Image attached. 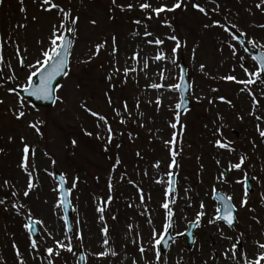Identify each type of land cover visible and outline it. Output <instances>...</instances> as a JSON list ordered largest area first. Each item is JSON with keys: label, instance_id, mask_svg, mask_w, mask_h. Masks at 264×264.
<instances>
[{"label": "rangeland", "instance_id": "374dc122", "mask_svg": "<svg viewBox=\"0 0 264 264\" xmlns=\"http://www.w3.org/2000/svg\"><path fill=\"white\" fill-rule=\"evenodd\" d=\"M57 2L70 8L73 16H79L78 31L73 37L70 75L60 83L65 87L58 93L66 102L32 110L24 120L17 121L9 111L16 96L7 92L13 82L8 81L0 87V99L4 100L0 104V149L4 150L0 152V199L5 200L0 204V264H20L21 259L24 264H49L50 261L52 264H78L79 251L86 254L87 264H202L203 261L215 264V254L219 256V264H229L223 257L227 241L222 239L218 228L231 236L244 232V251L253 258L258 251L255 241L264 242V137L257 131V124L264 128V122L256 118L264 115V87L260 80L247 86L260 101L254 108L249 92L241 91L245 85L224 77L234 75L237 80L249 79L241 67L242 59L247 62L243 65L249 71L257 67L245 49L249 46L264 50V27H261L264 25V7H257L261 0H183L186 7L182 5L159 17L151 9H141L140 3L148 2L155 8L161 4L171 6L176 0H116L115 5L112 0ZM197 2L208 10L207 14L193 7ZM129 4L134 7L129 9ZM39 5L40 0H23V4L20 0H3L0 5V33L5 40L6 61L0 83L10 74L8 62L19 77L15 83L25 82L29 70L20 67L15 42L20 43V54L26 58V63H34L40 57L41 49L47 47L51 26L59 23L60 14L55 10L44 12ZM22 7L27 9L26 13L21 11ZM93 19L96 24L91 23ZM137 20L141 23L137 24ZM216 20L221 24L237 25V34L246 37V47L240 46L224 28L214 24ZM18 24L26 27L19 28ZM146 30L164 43L148 44L147 40L153 37H146ZM113 35L117 38L115 46L118 50L115 52ZM172 35H176L181 43L175 63L172 49L176 41L168 39ZM251 40H255L256 45H252ZM104 41L107 44L95 54L96 44ZM229 41L236 45L235 55ZM136 51H140L139 63L132 59ZM158 52H166L169 58L155 60ZM181 57L187 65L192 86L189 95L192 107L185 114L178 112V88L150 87L154 83L179 84ZM201 64L205 65L203 71ZM116 67L120 69L118 72L114 71ZM125 67L136 70L130 71L125 78ZM221 96L226 100H220ZM82 101L108 117L114 130L111 144L104 136L105 127H97V119L81 107ZM177 113L179 123L176 122ZM34 117L46 122L42 128L43 137L27 127ZM122 119L124 123H121ZM173 123H177L176 128L171 127ZM218 128L222 129L224 138L233 142L235 152L215 145L214 141L221 138ZM85 131L93 135L87 136ZM97 133L103 138H97ZM174 133L178 166L169 168L173 145L166 141L172 140ZM21 135L34 144L36 157L33 162L39 170L34 173L36 187L28 197L23 196L28 177L18 167L23 146ZM10 136L15 139L9 140ZM73 139L77 141L75 145L71 143ZM45 150L55 157V165L44 154ZM240 156L245 157L243 168L229 170L230 163L238 162ZM158 162L159 167H156ZM170 171L177 176V188L172 196L175 203L170 205L175 212L173 233L184 232L188 223L196 221L201 201L206 205V215L196 229L192 250L182 239L162 256L153 242V231L164 235L166 210L162 203L168 199L165 193ZM222 171L228 172L226 179L221 177ZM54 172L66 173L67 187L71 189L70 235L66 232L61 207L56 206L59 195L53 191L57 186ZM243 172L252 178L254 191L247 195L248 204L241 207L245 186L236 181L242 178ZM76 176L79 182L72 189V180ZM109 180L113 185L111 190ZM5 181L9 183L4 184ZM214 186L217 191L232 197L245 224L241 226L243 230L238 225L237 231L231 232L221 222L217 225L208 223V218L214 217L219 207L212 198ZM13 192L17 195L12 196ZM16 202L31 209L34 221H43V224L37 223L39 238L29 234L25 227L29 223L28 210L23 209L17 214L12 206ZM101 205L103 213L97 210ZM251 209L254 210L251 212ZM255 219L256 223L252 224ZM259 225L263 226L260 227L261 236L257 232ZM104 226L109 229L107 245L103 244ZM81 231L83 240L78 239ZM66 236L72 237L73 251L59 249V256L49 257L46 249L55 248V240L68 243ZM33 239L37 240V249L31 247ZM141 246L144 252L140 251ZM16 248H19L20 256H17ZM101 251L109 254L104 257L94 255Z\"/></svg>", "mask_w": 264, "mask_h": 264}, {"label": "snow or ice", "instance_id": "6c2138e0", "mask_svg": "<svg viewBox=\"0 0 264 264\" xmlns=\"http://www.w3.org/2000/svg\"><path fill=\"white\" fill-rule=\"evenodd\" d=\"M21 4H23V0H20ZM113 5L116 4V0H112ZM3 4V0H0V5ZM182 5H184L183 0H176L175 3H173L171 6L168 4H161L158 7L152 8V5L148 2L140 3L139 7L141 9H151L152 12L155 13L157 17L160 16L161 13H164L166 11H175L178 8H181ZM40 8L44 12H53L55 10L58 14H60V21L58 24H53L50 29V33L48 36V45L47 47H44L41 49L40 52V57L35 60L34 63H26V58L21 55V47L20 43L17 41L14 44L15 51L17 54V58L19 61V64L27 68L29 71L25 75V82L23 84H17L15 83L16 80L19 79V77L16 75L15 70L12 68V65L10 62L7 63V67L11 70L10 74L4 79L3 83H0V87H3L4 83H7L8 81H12V86L7 88V92L9 94H12L16 96V102L11 106L9 111L11 112L12 116L14 117L15 120L17 121H22L24 120L27 116L31 114L32 110H37V105L35 103H32L31 98H35L37 101L44 100V101H52L53 103H64L66 102L64 97L59 95L58 93L60 90H62L65 86L63 84H60L57 81L58 76H69L70 75V69H71V56H72V50L74 47L75 40L73 38H69V34H71L73 37L76 36L77 34V23L79 21V16H73L72 10L70 8H67L66 6L62 5L61 3L57 2V0H40ZM119 7L123 8V5H120ZM127 7L130 9L134 7V5L129 4ZM193 7L198 9L201 13L207 14L208 10L202 6L200 3H193ZM219 5L217 4V9ZM257 7H264V0H261L259 4H257ZM216 9H213L215 11ZM22 12H27V9L22 7L21 8ZM33 19H36V17H33ZM92 24H96V20L91 21ZM137 24H140L141 21L137 20ZM165 24H169V21H164ZM216 25L221 26L224 28L225 31H227L232 40L239 41V35L237 34L238 29L237 25L231 24V22H228L226 24H221L219 20H216L213 22ZM17 27L22 28L26 27L24 24H18ZM205 27H209V25H205ZM261 27H264V25H261ZM144 35L146 37L152 36L153 39L147 40L148 44H154V45H162L164 41L160 39L157 36H154L153 33L149 31H145ZM246 35V34H245ZM116 36L113 35L112 37V42H113V52L117 51L118 49L116 48ZM168 39H171L173 41H176L175 47L172 49V56H173V63H175V59L178 58V54L181 48V43L180 39L176 35L169 36ZM8 42H11L10 40ZM43 43V41H41ZM243 43V42H241ZM250 43L252 45H256L255 40H251ZM107 44V41H104L103 43H97L95 48H96V53L98 54L100 49L104 47ZM4 45H5V40L3 37V34L0 33V75L3 74L4 71V66H5V57H4ZM229 46L233 49V55L236 54V45L231 43L229 41ZM247 50V49H245ZM24 52H27V48L23 49ZM168 55L166 52H158L154 59L159 61V60H164L168 59ZM132 59L136 60L137 63L140 61V51H136L133 53ZM254 60L258 61V67L254 71H249L244 65L242 64L241 67L244 68V71L247 73L249 79L246 80H237V77L234 75H228L225 76L224 79L228 81H235L237 83L245 85L244 88L241 89V91H248L249 94L252 97L253 101V107L255 108L257 105L260 104L259 99H257L256 93L252 92L250 88H248V85H252L257 82V80H260L262 83H264V52H262L259 56H256L253 58ZM145 67H147V64H145ZM201 70L203 71L205 65L201 64ZM120 69L119 67H116L114 71L118 72ZM136 69H131L128 67L124 68V73H125V78H127V74L130 71H135ZM183 71V70H181ZM161 79L164 78V73H160ZM183 79V76L180 77ZM109 80L112 79L111 75L108 77ZM113 87H115L113 85ZM152 88H162V87H167L169 89H177L183 87V85L180 84H169V85H164V84H159V83H154L150 85ZM18 89L23 90V92L27 93V99L20 94ZM220 100L224 101L226 100V97L221 96L219 97ZM109 104L112 103L111 97L108 98ZM161 101L159 98L157 99V103L159 104ZM229 104H231V101H227ZM4 100L0 99V104H3ZM183 104H177V108L182 107ZM81 107L84 108L88 113H90L93 117H95L98 121L97 127L104 126L106 131L104 133V136L107 137V142L108 144H111L113 141V133L114 130L111 126V124L108 122V117L103 115L99 110H93L91 107H89L86 103V101L81 102ZM127 102L124 103V108L127 110ZM255 115V113H253ZM257 120L264 122V115H257ZM243 119V117H241ZM125 121L122 119L121 123H124ZM176 122L179 123V113H177L176 116ZM177 123L171 124L172 128H176ZM46 125V122L41 120V119H36L35 117L27 123V127L30 129H33L39 136L43 137L44 132L42 130L43 126ZM257 131L259 132L261 137H264V128L260 127V124H257ZM217 132L220 133L221 138L217 139L214 141L215 145L218 148L225 149L230 152H235V148L233 147V142L228 141L226 138L223 137V131L222 129H217ZM85 134L87 136H92L93 134L91 132L85 131ZM97 138H103L100 133H97ZM14 136H10L9 140H14ZM20 140L22 142V148H21V159L18 167H20L24 173L27 174L28 180L26 184V188L23 191V196L28 197L29 194L33 191V189L36 187L35 183V176L34 173H38V168L36 164L33 162L36 157V148L34 144L30 143L27 139L26 136L21 135ZM175 142H176V136L175 133L173 134V139L170 141H166L167 144L173 145L171 149V163L169 165V168H176L178 166V161L176 159L178 153L175 150ZM73 145L77 143L75 139L71 141ZM119 147V145H117ZM3 149H0V152H3ZM105 151H107V145H105ZM45 155L49 156L51 160V164L55 165L57 163V160L55 157L47 150H45ZM139 155V153H137ZM245 162V157L240 156L238 158V162L236 163H230L229 165V170H241L244 166ZM119 163V161H117ZM220 161L217 160V164H219ZM156 167H159V162L155 165ZM48 170L45 169V172ZM55 175V173H53ZM176 173L170 171L167 173V176L169 177L168 180V187L166 190L165 195L168 197V199L165 200V202L162 203V207L166 210V218H165V223L163 225V232L166 235L168 230L172 228L173 225V217L175 216V212L172 210L170 207L171 204H174L175 201L172 199V196L175 195L174 192V185L176 184V181L172 179L173 176H175ZM224 174L221 173V177ZM221 177H217V179H220ZM123 177H121V180ZM249 179V176L247 172H243L242 178L240 180H237V183H243L245 186V195L244 199L241 201V207H244L248 204V196H247V180ZM67 181V174H63L60 177L59 184L53 188V191L58 193L59 195V200L56 204L57 207L63 208L66 203H68V197L71 193V189L68 191H65V183ZM79 182V177L76 176L72 180V185L71 188L74 189ZM8 181H5L4 184H8ZM134 183V181H132ZM109 189L111 190L113 185L111 180H109ZM212 191L214 193L217 192V189L215 186L213 187ZM62 194V195H61ZM17 193L13 192L12 196H16ZM143 192L141 190V200H143ZM111 198L109 197V200ZM218 199L223 201V208H217L215 210V215L214 217H209L208 218V223L217 225L218 223L222 222L226 224L229 228H233L236 223H238V216L236 215V205L232 203V197L228 195H223V196H218ZM5 200L0 199V204H4ZM13 208L16 209L17 214H20L23 209L28 210V221L25 225L26 228L29 229V231H32L33 225H32V211L26 204H21L19 202L13 203ZM206 205L203 201L200 202V211L197 212L196 214V223L199 224V222L202 220L203 217H205L206 212L204 211ZM98 212L103 213L104 212V207L101 205L98 209ZM115 218V217H113ZM101 219H103V216H101ZM257 222H260L259 219L257 218ZM37 223L43 224L42 220L37 221ZM65 223L68 232L72 231V227L67 224V218H65ZM78 223V221H77ZM131 227V226H130ZM218 231L220 232V235L224 241H227V245L224 248L223 251V257L225 260L229 261V264H262L264 262V242H261L259 240L255 241V244L257 246L258 251L254 254L253 258H249L248 253L246 251L241 252V245H242V240L245 236L244 232H238L236 236H231L228 235L223 231L222 228H218ZM102 232L104 234V240L103 244L107 245L109 243L108 240V234H109V229L107 226H104L102 228ZM51 235V233H49ZM165 235H160L153 231V242L159 248V246L164 242L165 240ZM177 235H183L182 233H177ZM66 239L68 240V243H64L61 240H55V248L54 247H48L46 249V252L49 257L52 256H59L60 251L59 249H65L69 252L73 251V247L71 245V236H66ZM78 239L83 240V232L78 233ZM15 247V245H14ZM31 247L33 249L38 248V243L37 240L33 239L31 241ZM141 252H144L145 249L141 246L140 248ZM16 253L17 256H20V251L19 248H16ZM109 253L106 251H101L98 253H94V255L99 256V257H104L107 256ZM112 255H115L113 252ZM86 257L81 256L80 260H85ZM159 253H157V260L159 261ZM20 264H24L23 259H21ZM49 264H52L50 261Z\"/></svg>", "mask_w": 264, "mask_h": 264}, {"label": "water", "instance_id": "95a60500", "mask_svg": "<svg viewBox=\"0 0 264 264\" xmlns=\"http://www.w3.org/2000/svg\"><path fill=\"white\" fill-rule=\"evenodd\" d=\"M69 38H71L70 34H69ZM250 53L254 57H256V56H259L262 52L261 51H257V53H254V52L250 51ZM181 70H183V71H181V76H183V79H181L180 85H183V87L179 88V93L181 95V103L183 104V106L179 107V111L180 112H185V111H187L190 108V105H191L190 99L188 98V94H189V92L191 90V86H190L189 80L187 78V69H186V66H185L183 61L181 63ZM64 77L65 76H63V75L58 76L57 77V81L60 82ZM19 92L26 99L28 98L26 92H23V90H19ZM31 101H32V103H35L37 106L44 107V108H49V107L54 105V103L52 101H44V100L37 101L34 97L31 98ZM55 176H56L57 182L59 183L61 175L56 173ZM172 179L175 180V177H172ZM248 184H250V182ZM64 187H65V191H68L67 187H66V183H65ZM174 188H175V185H174ZM218 196H223V195L222 194H215V199L220 202L221 209H222L223 208V201L218 199ZM62 209H63L65 218H67V224L71 226L70 219H71V215H72V209H71L70 195L68 197V203H66L65 206ZM32 225H33V229L30 232H31V234L33 236L38 237L39 236V231H38L37 224L35 222H32ZM195 226H196V224L190 225V230L186 234L187 236H189V239H190V243L189 244L193 243V231H194ZM173 240H174V238L171 237V230H169V232L167 233V235L165 237L164 242L161 244V248L163 250V253L167 252V250H168V248L170 246V243ZM81 256L85 257V254L83 252H80L79 260H80ZM80 264H86V259L85 260H80Z\"/></svg>", "mask_w": 264, "mask_h": 264}, {"label": "flooded vegetation", "instance_id": "af4514ba", "mask_svg": "<svg viewBox=\"0 0 264 264\" xmlns=\"http://www.w3.org/2000/svg\"><path fill=\"white\" fill-rule=\"evenodd\" d=\"M238 222H239V217H238ZM244 225L245 224H241L242 227H244ZM241 226L239 227V229L243 230ZM237 229H238V223H236L235 227L231 231H237ZM244 250H245V245L242 243L240 251L243 252ZM213 258L215 260V264H219V261H218L219 256L214 255ZM249 258H251V257L249 256ZM262 264H264V262H262Z\"/></svg>", "mask_w": 264, "mask_h": 264}]
</instances>
